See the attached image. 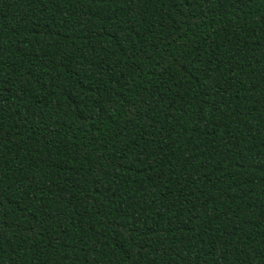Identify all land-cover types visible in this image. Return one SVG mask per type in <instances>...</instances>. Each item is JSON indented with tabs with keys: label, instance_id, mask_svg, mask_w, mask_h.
I'll use <instances>...</instances> for the list:
<instances>
[{
	"label": "trees",
	"instance_id": "1",
	"mask_svg": "<svg viewBox=\"0 0 264 264\" xmlns=\"http://www.w3.org/2000/svg\"><path fill=\"white\" fill-rule=\"evenodd\" d=\"M0 264H264V0H0Z\"/></svg>",
	"mask_w": 264,
	"mask_h": 264
}]
</instances>
